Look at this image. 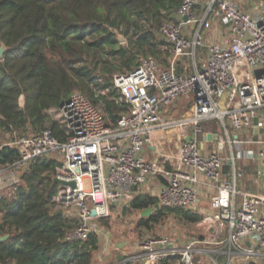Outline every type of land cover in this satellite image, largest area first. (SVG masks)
<instances>
[{
	"label": "built area",
	"instance_id": "2783aa9c",
	"mask_svg": "<svg viewBox=\"0 0 264 264\" xmlns=\"http://www.w3.org/2000/svg\"><path fill=\"white\" fill-rule=\"evenodd\" d=\"M173 18L157 31L169 50L166 68L139 57L131 71L113 75L127 105L120 118L109 122L72 91L47 112L62 139L45 129L7 144L18 160L0 167V195H14L34 159H55L54 179L74 188L58 185L52 203L74 209L77 225L65 239L83 241L99 234V221L112 209L138 195L156 198L159 208L197 214V187H210L215 194L202 219L208 234L202 243L146 238L127 262L195 264L196 256L212 255L214 264H264V0L251 14L232 0H182ZM217 25L228 43H209L205 33ZM198 49L206 54L200 63ZM211 122L215 131L204 127ZM246 167L253 193L238 187Z\"/></svg>",
	"mask_w": 264,
	"mask_h": 264
},
{
	"label": "trees",
	"instance_id": "16d2710c",
	"mask_svg": "<svg viewBox=\"0 0 264 264\" xmlns=\"http://www.w3.org/2000/svg\"><path fill=\"white\" fill-rule=\"evenodd\" d=\"M181 1L0 0V47L5 49L0 58V131L19 137L49 129L62 139L47 112L72 91L81 92L115 123L127 105L118 99L113 75L131 71L140 56L168 65L169 50L157 31L164 22H176L173 15ZM204 127L216 130L212 122ZM17 160L15 148L0 144V167ZM57 165L53 158L34 159L20 175L14 195H0V238L7 236L0 242V264H93L98 235L65 239L77 221L58 214L52 203L59 187L54 181ZM146 209L151 214L134 224V214ZM169 214L188 224L201 220L192 211L159 208L156 198L138 195L99 226L133 231L150 228ZM128 259L118 264H135Z\"/></svg>",
	"mask_w": 264,
	"mask_h": 264
},
{
	"label": "rangeland",
	"instance_id": "374dc122",
	"mask_svg": "<svg viewBox=\"0 0 264 264\" xmlns=\"http://www.w3.org/2000/svg\"><path fill=\"white\" fill-rule=\"evenodd\" d=\"M232 1L237 3L241 1H243L242 3L246 2V0ZM179 108H182L181 110L183 111L184 106L182 107V105H179ZM16 135L17 134L10 136L0 131V144H12ZM247 168L248 170L246 172L248 175H245L238 182V185L243 188L245 192L253 193L254 190L248 181V176L251 174L250 167ZM213 192L215 191H209L206 189L203 190L202 195L199 196V203L197 205L199 206V211H197V214H201V220L195 224L184 223L179 218L169 214L159 223L154 225L151 224L150 228L141 227L139 229H134L133 231H126L123 228H120V232H113L98 225L99 249L94 253L93 264H118V257H130L131 255L140 253V245L146 240V238L169 236L173 239V243L177 246H183L185 242L193 238L200 240V243H202L204 237L208 235L207 232H204L206 225L202 219H204L208 213L210 214V212H212L210 201L214 197L215 193ZM122 207L123 206L112 209V216L115 213H120ZM55 210L62 213L65 217L76 219L74 216V209L72 208L57 206V209L55 208ZM132 218L135 224L139 221L141 215L140 213H135ZM198 247L203 250L211 249V246H208L207 244H203ZM213 260L214 258L212 255H210V259L205 255H201V257L199 256L194 262L195 264H214ZM218 263L220 264L222 262L219 261Z\"/></svg>",
	"mask_w": 264,
	"mask_h": 264
},
{
	"label": "crops",
	"instance_id": "0c3cea01",
	"mask_svg": "<svg viewBox=\"0 0 264 264\" xmlns=\"http://www.w3.org/2000/svg\"><path fill=\"white\" fill-rule=\"evenodd\" d=\"M243 1H241V2H236L238 5H239V7L243 10V11H245L246 13H252V8L257 4V0H246V2L245 3H242ZM208 37H207V39H208V41H209V43H212V42H214V41H216V42H219V43H222V44H226V43H228V41H229V37H228V34L225 32V30H224V28L223 27H220V26H213V27H211L208 31H206V33H205ZM166 44V43H165ZM165 49H166V46L164 47ZM206 56V54L204 53V51H202V50H197V60H198V62L200 63V61L201 60H203L204 61V57ZM168 64H169V61H168ZM159 65V64H158ZM160 66V65H159ZM168 66V65H167ZM166 66V67H167ZM166 67H163V68H166ZM182 105V107L184 106V103H182L181 104ZM99 107V106H98ZM182 109V108H181ZM180 108H179V106H178V108L177 109H175V111H178L177 112V114L179 113H181L182 112V110H181ZM185 108H183V110H184ZM181 110V111H180ZM103 112V111H102ZM104 114V113H103ZM106 117V116H105ZM107 119V118H106ZM243 166H246V165H244V164H242ZM247 168V167H246ZM238 187L240 188V189H243V188H241L239 185H238ZM208 188H210V187H197V191H198V198H199V196L200 195H202V192H203V190H209V191H215L214 189H212V188H210V189H208ZM244 190V189H243ZM213 193H215V192H213ZM198 211H199V206H198ZM209 214V213H208ZM201 215V214H200ZM210 248H212L213 249V247L211 246ZM122 260V257H121V259L118 261V262H120Z\"/></svg>",
	"mask_w": 264,
	"mask_h": 264
},
{
	"label": "water",
	"instance_id": "95a60500",
	"mask_svg": "<svg viewBox=\"0 0 264 264\" xmlns=\"http://www.w3.org/2000/svg\"><path fill=\"white\" fill-rule=\"evenodd\" d=\"M183 20L185 21L186 18L184 17ZM118 40H119L120 42H122V41H123V38H122L121 36H118ZM4 51H5L4 47L1 46V47H0V58L2 57V54H3ZM62 102H63V101H62ZM206 139H207L208 141H211V140H213V137H212L211 135H208V136H206ZM54 181H55V183H57L58 185L69 186V187L72 188V189L74 188V184H73L72 182H71V183H66V182L59 181V180H57V179H54ZM58 214H61V213L59 212ZM150 214H151V209L143 210V211L140 213L141 217H148ZM6 238H7V236L1 237V238H0V242L4 241ZM120 259H121V258L118 257V260H120Z\"/></svg>",
	"mask_w": 264,
	"mask_h": 264
},
{
	"label": "bare ground",
	"instance_id": "6f19581e",
	"mask_svg": "<svg viewBox=\"0 0 264 264\" xmlns=\"http://www.w3.org/2000/svg\"><path fill=\"white\" fill-rule=\"evenodd\" d=\"M60 210V209H59Z\"/></svg>",
	"mask_w": 264,
	"mask_h": 264
}]
</instances>
